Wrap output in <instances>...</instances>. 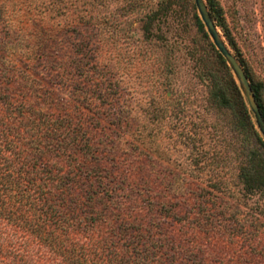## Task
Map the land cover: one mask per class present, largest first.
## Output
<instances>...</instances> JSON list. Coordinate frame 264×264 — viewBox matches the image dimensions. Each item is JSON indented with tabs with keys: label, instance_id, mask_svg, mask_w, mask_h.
<instances>
[{
	"label": "trees",
	"instance_id": "16d2710c",
	"mask_svg": "<svg viewBox=\"0 0 264 264\" xmlns=\"http://www.w3.org/2000/svg\"><path fill=\"white\" fill-rule=\"evenodd\" d=\"M7 1L0 0V264H236L232 260L237 257L229 251L204 243L209 233L230 240L236 235H225L221 229L207 232L205 204L253 196L264 200V140L219 52L214 49L224 76L206 69L211 86L208 100L212 107L229 114L241 136L235 157L240 191L235 193L228 180L210 174V191L200 190L194 200L196 208L181 213L175 205L144 200L134 203L132 214L115 196L113 171L103 167L99 157L103 142L95 137L101 131L100 123L92 117L94 112L106 111L105 100L114 99L116 88L101 80L94 85L93 80L82 79L81 83L79 79L86 62L97 56L86 30L90 26L98 29L97 43L111 37L110 17L92 12L106 0H29L26 18L18 20L13 19ZM136 1L126 0L123 8L134 12ZM171 1H160L141 19L145 40L153 36V25L166 17ZM205 1L216 26L237 51L235 57L264 119V82L236 49L217 0ZM196 18L208 38L202 21ZM24 22L29 24V67L48 74L69 97L59 104L60 114L51 113L49 95L39 93L35 79L29 76L28 81L26 74L15 70L14 56L25 53L12 43L10 31ZM2 28L8 30L4 37ZM55 35L72 39L66 58L57 56L62 40L59 43ZM12 84L29 88L37 101L15 98ZM97 99L102 104L93 102ZM115 125L122 128L123 123ZM142 154L133 145L131 155L140 160ZM195 172L192 168L190 174L199 176ZM151 173L159 174L154 167Z\"/></svg>",
	"mask_w": 264,
	"mask_h": 264
},
{
	"label": "rangeland",
	"instance_id": "374dc122",
	"mask_svg": "<svg viewBox=\"0 0 264 264\" xmlns=\"http://www.w3.org/2000/svg\"><path fill=\"white\" fill-rule=\"evenodd\" d=\"M141 1H136L137 10L132 13L123 8L126 0H106L103 7L92 11L101 18L110 17L112 34L97 43L98 29L90 26L86 30L97 56L86 62L79 79L81 83L82 79L93 80L94 85L101 80L116 88L114 99L105 100L106 111L94 112L92 117L101 128L95 135L103 142L99 157L103 167L114 173L115 196L124 201L126 212L132 213L136 202L152 200L175 205L184 213L196 208L194 200L201 189L210 191V174L228 180L235 193L240 191L235 179V157L241 136L229 114L209 103L211 86L206 69L212 68L221 77L224 70L211 38L198 26L196 16L200 17L194 0H172L166 17L153 25L150 40L143 37L141 19L162 0ZM217 2L236 49L256 78L264 82V0ZM7 5L13 19L26 18L29 0H8ZM14 29L10 40L25 53L14 56L15 70L26 74L28 81L29 76L35 79L39 93L49 95L51 113L60 114L63 109L59 104L69 97L48 74L29 67V24L16 23ZM2 30L4 37L8 30ZM218 31L235 56L237 51L219 28ZM56 38L59 43L62 40L57 56L66 58V47L72 39L64 35ZM10 89L15 98L27 102L38 99L23 84H12ZM93 102L101 103L98 99ZM117 122L123 123L122 128L115 125ZM181 131L186 137L181 136ZM133 145L142 150L143 159L136 160L131 155ZM153 167L158 175L151 173ZM192 168L199 176L190 174ZM205 205L207 232L221 229L225 235H236L230 240L227 236L217 239L209 233L204 243L229 251L237 257L232 260L236 264H264L263 198L253 196L238 202L225 198L209 200Z\"/></svg>",
	"mask_w": 264,
	"mask_h": 264
},
{
	"label": "water",
	"instance_id": "95a60500",
	"mask_svg": "<svg viewBox=\"0 0 264 264\" xmlns=\"http://www.w3.org/2000/svg\"><path fill=\"white\" fill-rule=\"evenodd\" d=\"M194 4L198 11L200 20L202 21L207 34L211 38L213 45L219 54L224 58L232 74L234 75L238 87L253 115L255 126L264 140V119L242 66L225 44L221 34L218 31L215 21L211 17L206 1L194 0Z\"/></svg>",
	"mask_w": 264,
	"mask_h": 264
}]
</instances>
